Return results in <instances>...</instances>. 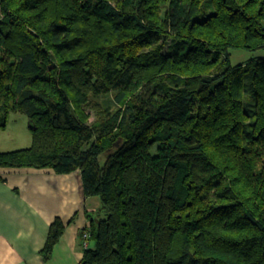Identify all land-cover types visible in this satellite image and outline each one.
<instances>
[{
    "label": "trees",
    "instance_id": "obj_1",
    "mask_svg": "<svg viewBox=\"0 0 264 264\" xmlns=\"http://www.w3.org/2000/svg\"><path fill=\"white\" fill-rule=\"evenodd\" d=\"M238 49H264V0H0V127L31 138L0 167L79 172L78 264H264V56Z\"/></svg>",
    "mask_w": 264,
    "mask_h": 264
},
{
    "label": "crops",
    "instance_id": "obj_2",
    "mask_svg": "<svg viewBox=\"0 0 264 264\" xmlns=\"http://www.w3.org/2000/svg\"><path fill=\"white\" fill-rule=\"evenodd\" d=\"M6 148L1 151L18 147ZM100 206L98 197L82 194L78 171L0 167V264H78L84 249L79 235L101 218ZM57 217L63 231L43 260L40 251Z\"/></svg>",
    "mask_w": 264,
    "mask_h": 264
},
{
    "label": "rangeland",
    "instance_id": "obj_3",
    "mask_svg": "<svg viewBox=\"0 0 264 264\" xmlns=\"http://www.w3.org/2000/svg\"><path fill=\"white\" fill-rule=\"evenodd\" d=\"M230 61L232 65L239 64L241 62H246L254 57H262L264 56V49L262 51L256 52H248L242 49L232 50L230 51ZM98 100L106 101L111 110L114 109L116 106L112 100L108 99L107 97H101ZM92 118H90L91 120ZM6 126L5 128L0 127V141L2 144L0 146V151L5 150V146L8 145V148L18 147L19 148H26L31 143L30 138V131L27 126V118L24 114L14 113V112H7L6 113ZM155 152V148L152 150V153Z\"/></svg>",
    "mask_w": 264,
    "mask_h": 264
},
{
    "label": "built area",
    "instance_id": "obj_4",
    "mask_svg": "<svg viewBox=\"0 0 264 264\" xmlns=\"http://www.w3.org/2000/svg\"><path fill=\"white\" fill-rule=\"evenodd\" d=\"M88 232L86 230H83L82 233L79 235L80 241H82L83 248L88 247Z\"/></svg>",
    "mask_w": 264,
    "mask_h": 264
}]
</instances>
